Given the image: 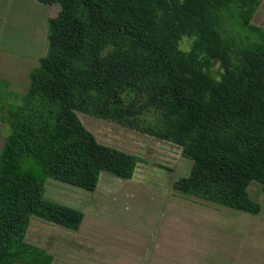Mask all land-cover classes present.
<instances>
[{"label":"trees","instance_id":"trees-1","mask_svg":"<svg viewBox=\"0 0 264 264\" xmlns=\"http://www.w3.org/2000/svg\"><path fill=\"white\" fill-rule=\"evenodd\" d=\"M38 1L60 6L47 54L26 93L0 79V264H51L26 240L34 218L80 228L81 210L45 196L49 179L93 192L102 173L133 178L139 158L98 142L77 112L179 147L192 162L180 194L261 211L247 188L264 194L262 0Z\"/></svg>","mask_w":264,"mask_h":264},{"label":"rangeland","instance_id":"rangeland-1","mask_svg":"<svg viewBox=\"0 0 264 264\" xmlns=\"http://www.w3.org/2000/svg\"><path fill=\"white\" fill-rule=\"evenodd\" d=\"M48 6L50 7L49 13L51 16H57L60 11L59 4ZM190 48V41L183 39L180 44V49L189 51ZM77 114L81 123L95 136L98 142L134 154L139 158V162L135 170L136 173L134 174V178L130 182L119 180L105 173L101 174V182H99L100 188L98 184L99 191L95 194L51 179L46 182L45 196L47 198L79 209L84 215L86 213V207L84 206L85 202L86 205L90 207L87 209V224L83 232L76 236H71L73 238L70 237V243L71 240H74L77 244H85L84 242H87L89 245H84L85 247L79 246L78 250L85 252L86 255L94 256V253L98 254L96 264H121L122 261H118L117 259L115 261L112 260L108 252L103 253L104 248L101 245L102 243H100L102 241L101 232L103 231L101 228L106 221L103 219L106 213V192L111 186L109 181H111L115 187H118L142 180V183H146L153 187L156 195L151 198L142 199V201L135 199L131 201L129 205H127L128 202L126 203L124 200H119L118 203L111 206L113 220L116 222V225L111 229V231L114 232V236L110 237L108 241L111 251L114 254L122 253L123 251L129 252L132 247H136L140 241L144 240L143 237L147 232L156 227L157 232L154 233V238H161V250L158 251L161 255L157 259H153V264H158L155 260L162 261L160 264H204L205 261L203 259L205 251H203L199 257L196 255L195 251L193 252L191 250L192 253L187 251L186 245L181 248L178 247V244H176L175 241L171 242L168 236L172 228L179 227L180 230V228L186 229L188 226L187 222L184 220H182L181 225H178L167 217V206L174 193L179 196L178 199H176L177 203L187 210L193 205L200 206L185 200L187 197L182 198L183 196L174 189V184L177 180L182 177H187L192 166V162L182 156L181 149L172 143L142 134L122 125L89 114L79 112H77ZM9 132V127L5 126L0 121V150L3 147L5 135L9 134ZM101 178L107 179L101 180ZM111 189L113 190L114 188L111 187ZM137 190L140 189L135 188V185H130L126 191L131 194ZM247 190L250 197L260 204V213L256 216L243 213L241 214L243 215V219L240 220L238 216L240 212L226 208L237 218L229 223L223 221L221 216L217 215L216 220L210 223V227L234 228L239 226L241 228H248L246 227V223L254 222L252 227L259 228L262 231L251 238L256 241L258 240L261 244L257 251L255 248L248 249L249 251L247 249H242V251H244L242 260H257L262 262L264 261V194L262 193L261 185L255 181L250 183ZM137 194L138 193H136V195ZM148 195L149 197L153 196V191H149ZM188 197H190L191 200L197 201L196 203L206 205L198 198H194L193 196ZM99 205H101V208L98 207ZM107 205L110 207L109 204ZM94 206H96L95 210ZM83 225L84 222L81 228ZM92 225L96 228L98 227L95 233H92L90 230L92 229ZM153 226L155 227L153 228ZM67 233L75 234L77 232L63 229L41 221L38 218H34L30 223L26 239L33 244L46 247L49 246V243L43 241L44 238L51 240L52 244L56 243L58 245L61 237L65 238L69 236ZM52 235L55 236V238ZM52 244L50 243V245ZM56 251H53V253L57 254ZM127 264H129V262Z\"/></svg>","mask_w":264,"mask_h":264},{"label":"crops","instance_id":"crops-1","mask_svg":"<svg viewBox=\"0 0 264 264\" xmlns=\"http://www.w3.org/2000/svg\"><path fill=\"white\" fill-rule=\"evenodd\" d=\"M49 8L48 5L42 4L38 0H0V79L5 80L8 84V89L14 93L24 94L27 92L30 86V72L39 66L40 59L47 54L48 19L52 17L49 13ZM252 22L264 28V0L261 1V4L254 13ZM135 173L136 172H134V174ZM102 179L107 178H101V180ZM132 179L122 181L130 182ZM99 182H101L100 177L98 184ZM109 182L111 186L106 192V213L105 218H103L106 221L101 228L103 231L101 232L102 241L100 243H102L101 245L104 248L103 253L108 252L112 260L115 261L117 259L118 261H122L121 264H127L128 262L129 264H153V259H157L161 255L158 252L161 250V238H154V233L157 232L155 226H153V228L155 227L153 230L145 234L143 237L144 240L140 241L136 247H132L129 252L123 251L122 253L114 254L108 245V241L110 237L114 236V232L111 231V229L116 225V222L113 220L111 206L118 203L119 200H124L126 203L128 202L127 205L135 199L142 201V199L154 197L156 192L153 190L152 186L142 183V180L118 187H115L111 181ZM98 184L96 189L92 192L93 194L99 191L100 184L99 188ZM130 185H135V188L140 190L129 194L126 190ZM111 187L114 189L112 190ZM147 190L153 191V196L149 197V191ZM136 193L138 194L136 195ZM174 194L170 198L167 206V217L178 225H181L182 220H184L187 222L188 226L186 229L180 228V230L179 227L172 228L168 233L171 242L175 241L180 248L186 245L187 251L190 253L195 251L196 255L199 257L203 251H205L203 259L205 261L204 264H264V261L242 260V254L244 253L242 249L248 250L255 248L257 251L261 244L258 240L256 241L251 238L262 231L259 228L252 227L254 222H247L246 227L248 228H241L239 226L234 228L210 227V223L216 220L217 215H220L223 221L229 223L237 217L233 216V214L226 209L229 207L193 195L181 194L183 196L182 198L187 197L185 200L190 203L200 205H193L187 210L177 203L176 199H178L179 196L176 194L175 196ZM188 196L198 198L206 205L196 203L197 201L191 200ZM107 204H109L110 207ZM84 206L86 207V213L85 215L83 213L82 220L84 225L81 228V223L80 228L76 231L77 233H67L69 236L65 238L61 237L58 245L56 243V245L52 244V241L46 238H44L43 241L46 243L48 242L49 246L44 247L34 244L41 246L48 254L52 255L51 264H96L98 254L94 253V256L86 255L85 252L78 250L79 246L89 245L87 242H84L85 244H77L74 240H71L72 244L70 243V237L82 233L87 224V209L90 207L86 205V202ZM98 207L101 208V205ZM95 209L96 206H94V210ZM238 212H240L238 215L240 220L243 219V215H241L243 213L251 216H256L260 213L253 215L242 211ZM97 228L92 225V229L90 230L92 233H95ZM53 237L55 238V236ZM50 243L52 245H50ZM53 251H56L57 254H54ZM90 253L93 254L92 252ZM155 262L160 264L162 261L155 260Z\"/></svg>","mask_w":264,"mask_h":264}]
</instances>
